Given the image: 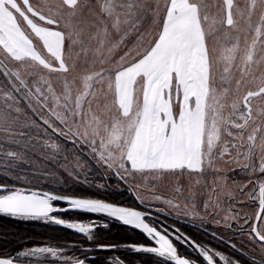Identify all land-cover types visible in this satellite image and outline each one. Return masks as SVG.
Returning a JSON list of instances; mask_svg holds the SVG:
<instances>
[{"label":"snow or ice","instance_id":"snow-or-ice-1","mask_svg":"<svg viewBox=\"0 0 264 264\" xmlns=\"http://www.w3.org/2000/svg\"><path fill=\"white\" fill-rule=\"evenodd\" d=\"M0 74V214L90 242L0 264H264V0H0ZM69 211L104 219L55 214ZM112 222L143 241L97 240ZM118 248L138 259L87 255Z\"/></svg>","mask_w":264,"mask_h":264},{"label":"trees","instance_id":"trees-1","mask_svg":"<svg viewBox=\"0 0 264 264\" xmlns=\"http://www.w3.org/2000/svg\"><path fill=\"white\" fill-rule=\"evenodd\" d=\"M2 180L4 179L0 177V182H3ZM119 195L120 194H117L112 198L118 199ZM129 199L130 198H126V200ZM56 215L65 219L71 218L72 216L77 218L90 216L88 214L74 212L58 213ZM94 235L99 241L118 245L133 241L137 242L142 238V234L139 231L132 230L119 222H112L107 228L98 227ZM198 235H200V233L194 234V238ZM40 243H52L58 246L68 247L69 250L67 253L73 255L80 251V245L88 246L90 242L81 234L63 226H53L40 221L16 220L0 214V250L17 251L24 247H30ZM87 255L89 257L98 256L102 258L117 256L125 260L138 259L137 256L132 255L128 250H121V248L116 250H96ZM92 264H95V262L93 261Z\"/></svg>","mask_w":264,"mask_h":264},{"label":"rangeland","instance_id":"rangeland-1","mask_svg":"<svg viewBox=\"0 0 264 264\" xmlns=\"http://www.w3.org/2000/svg\"><path fill=\"white\" fill-rule=\"evenodd\" d=\"M0 82H3V76H2V74H0ZM3 103H4V100H3L2 97H0V104H3ZM2 139H3V133L0 132V140H2ZM4 147H5V148H7V147H13V148H15V145H11V146H10V145H7V144H6V145H4ZM21 147H23V145H21ZM32 147H33V146L30 145V146H29V149L31 150ZM68 147H69V150H70L69 153H68V155H69V160H71V155H72V154H71V145H69ZM36 151H37V156H39V155H40V147H39V146H36ZM77 154H78V153H77ZM62 155H63V154H62ZM34 162H35L39 167H41V168H47V167H50L49 164L45 163L43 160H40V159H34ZM61 163H63V160H61ZM227 175H228V180H229L230 183H231L232 181H235L236 183L243 184L244 181L250 179V178L247 177L246 175H243L239 170H236V171H230ZM0 177H1L2 179H4V180H2L3 182L6 180V177H4L3 175H0ZM190 179H191L192 181H194V180L197 179V176H196L195 174H193V176H192ZM200 179H203V177H200ZM207 179H208V180H211V179H212L211 174H209V175L207 176ZM9 182H11V181H9ZM97 182H98V181H97ZM130 182H131V183H136V181H130ZM183 182H184L185 185H187V183L189 182V178H188L187 174H185V179H184ZM109 183H110V184H115L116 181L113 179L112 181H109ZM142 194L145 195L146 199L149 198V197H148V190H147V189H144L143 192H142ZM165 194L168 195V196H171V195H172V192H171V191H166ZM123 195L125 196V198H130L129 200H127V203H128L129 205L135 203V201L133 200V198H132L131 195H130L131 197H130L127 193H124ZM246 195H247V189H245L243 195H241L240 192H237V193H236L235 197H234V198L232 199V201H231V206H232L233 211L240 212L241 215H243L244 212H252V211H253V208L250 206V204L246 202ZM225 202L227 203V199H226ZM156 206H159V205L157 204ZM141 210L148 211L147 209H143V208H142ZM199 210L201 211V214H204V212H203V208H202V205H201V208H200ZM217 211H219V209H217ZM152 212H153L154 214H157V213L155 212L154 209L152 210ZM208 212H209V213H212V209L210 208V209L208 210ZM74 213H78V212H74ZM224 214H225L224 212H220V215H221V216L224 215ZM165 215H166V214H165ZM161 216H163V215H161ZM163 217H165V216H163ZM75 218H77V217L72 216L71 218H68V219H75ZM80 219H85V220H87V219H99V220H103L104 218H103L102 216H91V215H90V216H84V217H82V218H80ZM205 226L208 228L209 231H215V230H217V226L214 225V224H212L211 220L206 221V225H205ZM100 227H103V226H100ZM137 231H138V230H137ZM220 231H223V228H221ZM230 234H231V233H228V235H230ZM133 242H135V241H133ZM215 243H216V242L213 241V244H215ZM122 249H124V248H121V250H122ZM125 250H127V249H125ZM128 251H129V250H128ZM256 251H257V253H258L259 249L257 248ZM129 252H130V251H129ZM66 254L69 255L68 253H66ZM115 257H117V256H115ZM48 264H52V262L49 261Z\"/></svg>","mask_w":264,"mask_h":264},{"label":"flooded vegetation","instance_id":"flooded-vegetation-1","mask_svg":"<svg viewBox=\"0 0 264 264\" xmlns=\"http://www.w3.org/2000/svg\"><path fill=\"white\" fill-rule=\"evenodd\" d=\"M152 214L153 215H157V214H154L153 212H152ZM163 216H165V217H163ZM163 216H159V219L161 221H163L166 225L175 224V226L177 228H180L181 231H183V232H186V233H189V234H197L195 232V230L190 226V224L188 222L183 221V220H181L180 218H178L176 216H173V217H168L167 215H163ZM143 239H144V237L142 235V238L139 241H137V242H142Z\"/></svg>","mask_w":264,"mask_h":264},{"label":"water","instance_id":"water-1","mask_svg":"<svg viewBox=\"0 0 264 264\" xmlns=\"http://www.w3.org/2000/svg\"><path fill=\"white\" fill-rule=\"evenodd\" d=\"M69 212H72V211H69ZM58 213H65V212H58ZM55 214H57V213H55Z\"/></svg>","mask_w":264,"mask_h":264},{"label":"bare ground","instance_id":"bare-ground-1","mask_svg":"<svg viewBox=\"0 0 264 264\" xmlns=\"http://www.w3.org/2000/svg\"><path fill=\"white\" fill-rule=\"evenodd\" d=\"M66 213V212H65Z\"/></svg>","mask_w":264,"mask_h":264}]
</instances>
